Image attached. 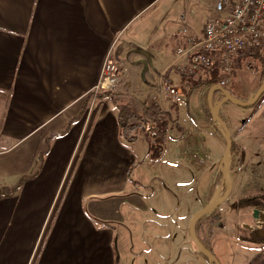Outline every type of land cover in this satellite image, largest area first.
<instances>
[{"label": "crops", "instance_id": "1", "mask_svg": "<svg viewBox=\"0 0 264 264\" xmlns=\"http://www.w3.org/2000/svg\"><path fill=\"white\" fill-rule=\"evenodd\" d=\"M214 1L0 0V190H11L0 195V264H148L114 245L121 224L124 241L144 251L145 207L113 201L141 189L133 172L148 161L147 140L121 143L110 97L93 94L82 109L108 55L121 74L112 98L140 115L157 103L175 120L171 127L180 126L179 103L195 94L190 119L205 128V140L186 149L187 178L178 169L175 184L186 210L211 204L200 199L205 166L195 150L213 159L223 132L205 113L208 91L178 72L175 50L183 44L180 12L191 9L199 30ZM194 6L204 14L197 17ZM166 81L182 93L176 102L163 93ZM250 253L245 264H264V244Z\"/></svg>", "mask_w": 264, "mask_h": 264}, {"label": "rangeland", "instance_id": "2", "mask_svg": "<svg viewBox=\"0 0 264 264\" xmlns=\"http://www.w3.org/2000/svg\"><path fill=\"white\" fill-rule=\"evenodd\" d=\"M194 8L197 17L204 14L202 6H194ZM198 20L202 21L201 18ZM199 21H197L198 26ZM168 47V55H171V49L174 47L173 40L169 41ZM159 65H155V72L162 67ZM262 72L263 68L258 60L249 62L244 60L242 66L233 72L227 90L240 100H248L264 81ZM195 100L196 96L193 94L189 96L187 102L179 103L180 126L170 127L167 131L162 158L158 161L148 158L144 164L137 165L138 168L133 173L135 179L142 183L141 189L138 185L135 187L138 190L137 193L113 200L120 204H125L127 200L140 201L139 203L145 207L143 211L146 213L145 221L147 222L142 227L151 229L149 235L142 237L146 245L142 252L141 243L133 246L129 238L128 245L126 243L128 237L124 241L123 227L118 224L114 245L119 255L125 251L126 253L137 252L140 253L141 258L147 259L148 264H210L209 260L195 247L188 233L191 217L202 208L186 210L188 201L186 203L180 201L177 184H175V181L179 180L178 169L179 174H182L184 179L187 178L184 172L187 160L186 149L197 145L200 140H205V128L200 125L194 127L190 119L195 116L193 112ZM205 113L213 122L208 109H205ZM218 113L227 123L234 149L229 153L226 161L232 189L223 203L195 222L194 229L196 236L216 256L220 264H245L249 255L253 254L250 251L262 249L264 244V236H261L264 235V231L258 228L264 225V208L248 207L245 200L254 195H264V92L251 106L239 107L228 101L221 106ZM208 138L210 143L213 142L214 136L209 135ZM222 138L224 141V135ZM223 141L216 151L214 150L216 153L213 159L207 157L209 155H205L203 151L195 150L199 163H204L205 166L204 170L199 171L200 199L208 196L210 203L220 198L226 190L219 164L225 148ZM141 153L140 158L143 161L145 156L143 149ZM239 157L242 159L241 163H239ZM206 169L208 170L205 171ZM209 190H212V193L217 191L212 194L208 192ZM212 197L214 199H211ZM196 203L193 202V205L195 206ZM200 203L205 204L204 201ZM252 209H256L257 212H252ZM184 211L187 212L186 217L180 218ZM120 215L126 216L127 209H121ZM256 215L258 216L254 217Z\"/></svg>", "mask_w": 264, "mask_h": 264}, {"label": "built area", "instance_id": "3", "mask_svg": "<svg viewBox=\"0 0 264 264\" xmlns=\"http://www.w3.org/2000/svg\"><path fill=\"white\" fill-rule=\"evenodd\" d=\"M192 13L191 9H185L179 14L180 25L177 31L183 38V44L175 50V56L179 59L176 63L177 70L184 76L195 78L206 69L217 66L221 75L217 85L225 89L233 77V62L238 52L256 50L264 54V0H215L212 12L199 30L191 26L189 16ZM120 82L119 66L108 55L93 94H114ZM163 93L168 95L170 102H176L182 97L181 91L168 81L163 83ZM226 102L228 100L221 91L214 94L213 106L217 111ZM140 134H149L151 137L155 135L154 125L145 117ZM258 228L264 231V225Z\"/></svg>", "mask_w": 264, "mask_h": 264}, {"label": "trees", "instance_id": "4", "mask_svg": "<svg viewBox=\"0 0 264 264\" xmlns=\"http://www.w3.org/2000/svg\"><path fill=\"white\" fill-rule=\"evenodd\" d=\"M244 60H247V62L258 60L263 68L262 75L264 78V54H261L256 50H245L242 52H238L233 62L234 71L236 68L242 66V62H244ZM217 68L218 67L215 66L213 68L206 69L202 75L195 78L188 76V79L194 80L192 81L194 83L193 85H201V89H203L204 91H209L212 87L217 85L219 79L221 78V75L218 73ZM263 92L261 93L260 97L262 96ZM92 95L93 94H88L85 98L84 105L82 107L83 111L85 107H87ZM95 96L98 99H102L105 97L111 98V101L116 110V117L119 126V139L125 146L132 145L139 139L143 117H145L147 121L152 123L155 128V135L154 137H151L149 134H146L145 137L147 140L148 157L153 161H158L162 158L167 131L169 130L171 125L175 123V120L172 118L171 114H169L167 111L163 110L156 104H150L146 107L144 114L140 115L139 113L132 111L127 103L113 99L111 96V92H100ZM231 151H234L233 146L231 147ZM241 157H239V163H241L242 161ZM9 193H11V190H8V192L0 190V195ZM245 200L247 202L246 206L248 207L264 208V195H254L252 197L246 198ZM200 242L205 248H207L201 240ZM210 264L214 263L210 262Z\"/></svg>", "mask_w": 264, "mask_h": 264}, {"label": "water", "instance_id": "5", "mask_svg": "<svg viewBox=\"0 0 264 264\" xmlns=\"http://www.w3.org/2000/svg\"><path fill=\"white\" fill-rule=\"evenodd\" d=\"M215 90L221 91L225 95L227 100L229 102L233 103L234 105H237L239 107H248V106L253 105L256 102V100L260 97L261 93L264 90V81L259 85V87L257 88L256 92L253 94V96H251L246 101L240 100L238 97H235L233 94H231L230 91H228L226 89H223V88H221L219 86L212 87L208 91V95H207V106H208V109H209V113H210V115L212 117V120L223 131V135H224V138H225V148H224V151L222 153V156H221L219 164H220L221 172H222L223 177H224V181L226 183V190H225L224 194L220 198H217L211 204L203 207L202 209L196 211L193 214V216L191 217V219L189 221L188 233H189L191 241L193 242L195 247L200 251L201 254H203L209 260V262H213L214 264H220L218 259L216 258V256L210 250H208L207 248H205L202 245V243L200 242V240L196 236L195 229H194L195 222L202 215H205V214L213 211L221 203H223L227 199V197L229 196V194L231 192V189H232V181H231L229 170L227 169V165H226L227 156L231 152V147H232L231 133H230L225 121L220 117L218 111L213 106L212 97H213V94H214Z\"/></svg>", "mask_w": 264, "mask_h": 264}]
</instances>
